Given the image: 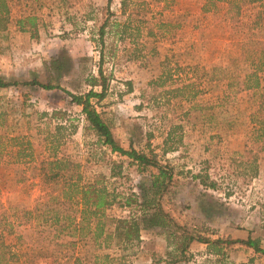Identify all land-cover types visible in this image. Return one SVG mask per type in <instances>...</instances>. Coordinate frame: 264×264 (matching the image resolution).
Segmentation results:
<instances>
[{
	"label": "rangeland",
	"instance_id": "rangeland-1",
	"mask_svg": "<svg viewBox=\"0 0 264 264\" xmlns=\"http://www.w3.org/2000/svg\"><path fill=\"white\" fill-rule=\"evenodd\" d=\"M203 1L126 0V15H122L121 0H114L108 10L114 14L111 21L123 24L130 15L133 29L123 38H116L110 28L106 29L107 57L103 67L107 75L113 74V79L105 99L96 107L124 149L129 145L144 153L151 149L159 161H168L174 169L173 181L161 205L178 226L211 240H245L251 236L259 239L264 248V136L258 138L257 126L250 119L261 95L243 92L227 111L217 105L223 87L221 83H213L195 101L208 102L209 107L181 119L189 104L179 99L166 103L162 91H153L150 86L151 81L168 70L172 79L164 90L176 88L181 80L191 78L193 74L187 66L202 68L201 74L213 66L231 65L249 36L264 38V10L259 5L244 7L238 20H233L225 17V6L203 12ZM8 6L9 20L5 29H0V78L22 82L36 79L61 89L47 91L24 86L0 89V110L6 112L10 123L35 118L41 112H64L66 125L73 122L76 130L71 134L69 130L65 132L63 151L80 164L83 179L89 181L97 174L108 177L107 163L121 161L125 178L112 182L120 192H138L139 175L135 167L128 166L126 158L96 145L95 137L83 130L81 108L71 104L61 91L83 94L89 90L85 79L96 75L100 50L96 44L97 28L108 15L103 11L107 0H8ZM25 16L36 18V36L22 33L16 26V20ZM141 18L145 23L139 25L137 21ZM151 28L154 37L147 35ZM62 49L71 58L73 69L56 81L47 67ZM165 58L170 60L167 68L163 66ZM259 59L264 60V56ZM242 63L239 65L247 69ZM126 82L131 83L129 92ZM154 97L158 100L156 104ZM170 124L183 126L182 146L162 157L163 140ZM35 125L36 120L30 124L31 128ZM31 132L34 134V129ZM39 153V146L35 145L33 157ZM4 156L6 161L10 160ZM18 168L0 166V201L4 206L8 201L18 202L32 210L43 193L36 179L16 183ZM196 174L208 176L209 181L216 183V189L203 187L193 179ZM204 208L210 211L206 213ZM106 213L120 217L127 216L128 210L114 205ZM16 230L24 232L25 244L32 238L30 244L33 242L34 247L47 248L38 251L47 255L34 256L32 264H93L94 257L105 254L115 259V264H246L250 259L252 264H264L260 255L239 244L224 245V256L213 257L205 244L193 242L185 257H181L175 243L157 230L141 232L140 241L128 245L124 252L115 242L99 249L79 242L73 250L65 242V246L61 241L41 242L35 235L29 236L23 227ZM23 262L18 259L12 264ZM98 264L109 263L98 260Z\"/></svg>",
	"mask_w": 264,
	"mask_h": 264
},
{
	"label": "trees",
	"instance_id": "trees-1",
	"mask_svg": "<svg viewBox=\"0 0 264 264\" xmlns=\"http://www.w3.org/2000/svg\"><path fill=\"white\" fill-rule=\"evenodd\" d=\"M113 1L107 0V6L103 11H107L108 15L97 28L96 44L100 49L99 59L96 75L91 74L85 79L89 90L83 94L61 91L70 98L71 104L81 108L83 130L95 137L96 145L109 150L112 154L126 158L128 166L135 167L139 175V182L136 185L138 192H120L115 182H112L125 178L121 161L107 163L108 177L97 174L89 181L83 179L80 164L73 161L63 151L65 132L69 130L71 134L76 130L73 122L66 125L67 119L64 112L54 111L50 114L41 112L36 114V119L30 117L23 122L10 123L6 112L0 110V166H19L15 170L16 183L26 184L29 180L36 179L43 193L32 210L21 206L18 202L8 201L7 206H4L5 204L0 201V264H12L18 259H23L24 264H32L34 256L47 255L38 252L42 249L46 251L47 248H36L33 242L30 244L32 238L25 244L24 232L16 230L20 227H23L24 231L27 229L29 236L35 235L41 242L48 239L61 241V245L65 246L63 244L65 242L68 245L66 246L73 250L79 242L83 246L90 243L97 249L102 245L108 248L115 242L118 249L124 252L128 245L140 241L141 232L157 230L167 240L175 243V250L181 257H185L191 243L197 242L205 244L208 247V254L213 257L224 256V245L232 247L239 244L264 259V248L257 238L253 239L248 236L245 240L224 241L218 238L211 240L189 233L178 226L161 205V199L173 181L174 169L169 166L168 161L164 163L159 161L151 149L148 153L137 151L132 145L124 149L114 138L110 125L97 110L96 106L105 99L110 81L113 79V74L107 75L103 67L107 57L104 52L106 50V29L110 28L116 38L129 36V31L133 29L130 15L126 16L123 24H119L116 20L111 21L114 14L108 10ZM218 5L225 6V17L229 16L233 20H238L242 9L246 6L259 5L260 9L264 10V0H204L202 11L209 12ZM125 6L126 0H121L122 15H126ZM9 14L8 0H0V29H5ZM137 22L139 25L145 23L143 18ZM36 23L34 16H25L16 20L19 31L29 32L32 36H36L37 33ZM158 29L161 30V26ZM147 35L154 37L156 34L151 28L148 29ZM109 51L111 53L110 49ZM257 54L260 55L257 56ZM262 55L264 56V38L249 36L241 45V54L233 60L231 65L213 66L208 71L202 70L201 74L199 72L202 68L196 65L187 66L193 74L191 78L181 80V84L176 88L164 90L166 83L172 79L171 72L168 70L163 72L158 79L151 81L150 86L153 91L159 89L162 91L160 92L161 97L166 103L172 99H179L189 104V108L181 113V119H187L192 112L202 111L203 108L209 107L208 102L198 104L195 101L212 88L213 83H221L223 92L218 98L217 105L218 108L227 109V111L237 96L243 92L252 94V96L261 95L256 106L257 110L250 117L257 126L255 129L258 131V138H261L264 136V76H262L264 60L259 59V57L263 58ZM169 62L170 60L165 58L163 66L167 68ZM241 62H243L242 66H246L247 69L239 65ZM47 68L54 76L53 78L59 81L71 72L73 63L67 52L62 49L57 56L50 59ZM125 85L128 92L131 91V83L126 82ZM17 86L37 87L47 91L61 89L58 85L43 84L36 79L22 82L5 81L0 78V89ZM153 101L155 103L158 100L154 97ZM34 119L36 125L31 128L30 124L35 121ZM182 128L181 124L169 125L163 140L162 157H165L167 153L177 151L182 146ZM31 129H34V134H31ZM35 145L40 149L36 158L33 157ZM4 155L10 160L6 161ZM193 179L198 180L206 189H216V183L213 180L209 181L206 175L196 174ZM114 205L127 209L128 215L116 217L107 214L106 211ZM204 209L206 213L210 211V208ZM65 238L67 240H64ZM94 259L93 264H98V260L109 264H115L113 262L116 261L106 254L94 257ZM252 263L253 260L250 259L246 264Z\"/></svg>",
	"mask_w": 264,
	"mask_h": 264
},
{
	"label": "crops",
	"instance_id": "crops-1",
	"mask_svg": "<svg viewBox=\"0 0 264 264\" xmlns=\"http://www.w3.org/2000/svg\"><path fill=\"white\" fill-rule=\"evenodd\" d=\"M191 245H192V243H191ZM205 246V245H204Z\"/></svg>",
	"mask_w": 264,
	"mask_h": 264
}]
</instances>
